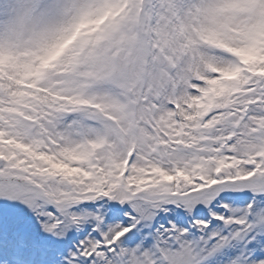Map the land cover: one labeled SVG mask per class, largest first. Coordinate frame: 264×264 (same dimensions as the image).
I'll return each instance as SVG.
<instances>
[{"label":"snow or ice","instance_id":"1","mask_svg":"<svg viewBox=\"0 0 264 264\" xmlns=\"http://www.w3.org/2000/svg\"><path fill=\"white\" fill-rule=\"evenodd\" d=\"M0 264H264V0H0Z\"/></svg>","mask_w":264,"mask_h":264}]
</instances>
